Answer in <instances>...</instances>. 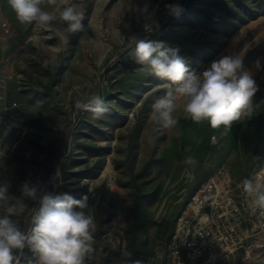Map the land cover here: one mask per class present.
<instances>
[{"label": "rangeland", "instance_id": "1", "mask_svg": "<svg viewBox=\"0 0 264 264\" xmlns=\"http://www.w3.org/2000/svg\"><path fill=\"white\" fill-rule=\"evenodd\" d=\"M73 2L84 12L83 28L65 42L39 24L19 23L0 0V20L13 30L6 36L0 28V61L9 58L16 66V75L0 87V183L9 184L12 197L21 195L25 180L54 194L87 195L97 230L85 264H118L120 248L132 253V261L152 264L200 182H239L264 163V70L253 67L264 58V0H57L42 7L55 11ZM166 4L183 10L170 14ZM133 37L179 48L196 72L221 55H239L260 89L253 115L226 132L193 122L181 104L176 127L158 128L152 105L170 82L131 58ZM91 94L109 107L102 119L76 108L78 98ZM67 123L68 152L47 173L46 155ZM190 155L194 168L182 163ZM26 203L16 218L25 233L32 210L40 207ZM15 254L20 264L38 260L27 246ZM244 258L240 249L213 264H247Z\"/></svg>", "mask_w": 264, "mask_h": 264}, {"label": "clouds", "instance_id": "2", "mask_svg": "<svg viewBox=\"0 0 264 264\" xmlns=\"http://www.w3.org/2000/svg\"><path fill=\"white\" fill-rule=\"evenodd\" d=\"M7 4L19 23L39 24L65 42L83 28L84 12L76 2L55 11L45 10L42 5L56 6L57 0H7ZM165 8L177 16L183 10L179 4H166ZM144 16L151 19L147 13ZM145 30L151 31L152 25L146 23ZM128 48L137 64L147 66L152 75L170 82L166 92L152 105L151 120L158 128L176 127L175 113L181 104L183 112L193 122H207L212 129L223 127L226 132L234 122L253 115V99L260 89L239 55H221L196 72L179 48L162 41L133 37ZM253 67L264 70V58H257ZM76 108L90 112L94 119H102L109 112L108 105L98 94L78 98ZM148 142L154 146L155 138L150 137ZM182 163L194 168L197 160L190 155ZM242 188L251 214L264 217V175L245 178ZM8 189V183H0V264H20L15 252L26 246L38 257L37 264H85L86 257L93 251L97 230L94 216L87 211V195L76 199L69 193L42 191L41 184L31 180L20 185L19 197L10 196ZM26 201H38L40 205L32 210L27 233L21 230L16 219L26 212ZM120 252L118 264H141L131 260L132 253L126 248H120Z\"/></svg>", "mask_w": 264, "mask_h": 264}, {"label": "built area", "instance_id": "3", "mask_svg": "<svg viewBox=\"0 0 264 264\" xmlns=\"http://www.w3.org/2000/svg\"><path fill=\"white\" fill-rule=\"evenodd\" d=\"M0 28L6 36L13 33L7 19L0 20ZM15 67L9 58L0 61V87L16 75ZM256 174L264 175V163L257 165L247 178ZM243 180L211 177L200 182L178 218L169 242L153 259H160L162 264H213L240 249L250 253L254 246L264 247V242H260L264 237V217L251 214ZM252 264H264V250Z\"/></svg>", "mask_w": 264, "mask_h": 264}, {"label": "trees", "instance_id": "4", "mask_svg": "<svg viewBox=\"0 0 264 264\" xmlns=\"http://www.w3.org/2000/svg\"><path fill=\"white\" fill-rule=\"evenodd\" d=\"M70 134L71 123H67L64 125L60 132L58 142L46 155L44 168L47 173L51 172L54 168L55 163L67 154L69 149Z\"/></svg>", "mask_w": 264, "mask_h": 264}, {"label": "crops", "instance_id": "5", "mask_svg": "<svg viewBox=\"0 0 264 264\" xmlns=\"http://www.w3.org/2000/svg\"><path fill=\"white\" fill-rule=\"evenodd\" d=\"M251 242H252V240L248 241L249 244ZM260 242H264V237L260 238ZM262 250H264V247H256V246H254L252 248L250 253L247 250H245V258H244L245 259V263L252 264V262H253L254 258L256 257V255L258 253H260ZM151 262H152V264H162V261L160 259H153V256L151 257Z\"/></svg>", "mask_w": 264, "mask_h": 264}]
</instances>
